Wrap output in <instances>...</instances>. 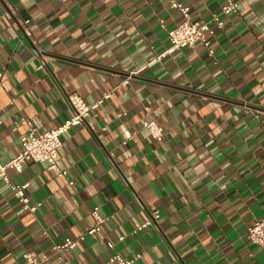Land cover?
<instances>
[{
  "label": "crops",
  "instance_id": "crops-1",
  "mask_svg": "<svg viewBox=\"0 0 264 264\" xmlns=\"http://www.w3.org/2000/svg\"><path fill=\"white\" fill-rule=\"evenodd\" d=\"M237 1L209 36L213 56L198 42L157 59L183 19L167 0H0V163L21 149L24 118L56 128L72 114L66 93L90 104L111 93L89 116L93 130L62 135L68 178L45 162L8 169L29 182L35 213L0 181V264H29L25 252L81 235L69 264H105L108 240L124 257L141 253L135 264H264V245L247 238L264 218V0ZM181 2L192 20L221 6ZM147 106L160 140L141 126ZM96 207L108 219L86 234Z\"/></svg>",
  "mask_w": 264,
  "mask_h": 264
},
{
  "label": "built area",
  "instance_id": "built-area-1",
  "mask_svg": "<svg viewBox=\"0 0 264 264\" xmlns=\"http://www.w3.org/2000/svg\"><path fill=\"white\" fill-rule=\"evenodd\" d=\"M170 5L177 8L182 14V21L174 27L167 29V37L169 47L164 53L157 56L161 59L166 54H171L177 49L192 48L198 42H201L207 49L210 56L214 55V49L211 47L209 36H213L217 29H222L225 25L224 17L238 11L239 2L237 0H221L220 10L213 12L207 19L200 18L192 20L188 10L184 7L181 0H167ZM161 26L165 28V24L161 21ZM3 71L0 70V85L2 84ZM127 82V80H125ZM111 93H104L102 98L93 103H87L83 97L77 92L66 93L65 98L71 109V117L56 128L40 131L38 128L29 123L27 119H23L22 123L27 125L26 133L21 137V149L8 162L0 163V181H3L11 189L13 196L20 202L22 208L30 213H35L40 203H31L27 193L29 182H16L8 174V169L21 172L26 162L47 163L48 169L57 173V175L68 178V170L62 168L59 159V149L62 146V135L72 126L85 125L90 129H94L93 124L89 121L90 114L105 100L109 99ZM145 116L141 119L142 128L146 129L152 139H162L166 131L164 127L151 114L149 106L145 107ZM73 185V181H69ZM95 223L88 229L86 234H94L101 231V226L108 218L99 214L98 208H94L91 212ZM160 216L158 210L151 212L148 220L139 228L133 231L137 233L139 230L151 225ZM85 235L78 238L67 237L61 243H54L49 254L35 256L30 252H25L23 258L29 264H46L51 259H57L63 264H69L66 259V252L77 244L79 240H83ZM125 235L118 236V241H123ZM247 238L256 245H264V218L255 220L247 228ZM108 247L113 253L108 257L105 264H135L141 257V253H137L130 257H124L115 251V243L111 240L107 241Z\"/></svg>",
  "mask_w": 264,
  "mask_h": 264
}]
</instances>
